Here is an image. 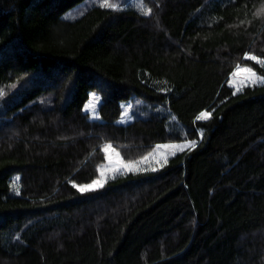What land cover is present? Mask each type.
Instances as JSON below:
<instances>
[{
	"label": "trees",
	"instance_id": "trees-1",
	"mask_svg": "<svg viewBox=\"0 0 264 264\" xmlns=\"http://www.w3.org/2000/svg\"><path fill=\"white\" fill-rule=\"evenodd\" d=\"M83 1L0 0V264H264V83L230 85L264 76V0L64 16ZM178 142L195 146L74 187L106 144L135 161Z\"/></svg>",
	"mask_w": 264,
	"mask_h": 264
},
{
	"label": "rangeland",
	"instance_id": "rangeland-1",
	"mask_svg": "<svg viewBox=\"0 0 264 264\" xmlns=\"http://www.w3.org/2000/svg\"><path fill=\"white\" fill-rule=\"evenodd\" d=\"M132 2H139V0H108V3L114 6H119V5H124L127 3H132ZM104 3V0H84L82 3L78 4L75 6L73 9L70 11H67L64 16L66 18H77L80 17L93 6H98ZM249 68L247 66H240L239 69L241 70L240 72L236 71L234 73H237L236 75H233L231 80H230V85L236 90L237 89L242 90L245 86L249 85H258V84H263L264 80H261L259 78H264V76L258 74L256 71L252 69V71L256 74L255 77H252L251 79H255L257 82L252 83L251 80L248 78L249 74L242 71L243 69ZM93 96H95L97 99L93 100ZM89 103H95V111L91 110L88 108ZM101 103L100 96L97 92H91L89 100L84 106V111L89 113L90 118L92 120H100V114H99V106ZM133 120V117L130 113L129 109V103H123V111L120 119L118 120L119 124H128ZM107 145L111 144H106L104 146V151L105 147ZM191 142H178V143H168V144H161L155 147L154 150H152L150 153H148L146 156L139 158L135 161H125L120 153L113 145L111 149H108L106 153L107 160L104 164L101 165L100 169H103L105 172V176L107 177V181L121 173H129V172H134L138 171L142 168L148 167V166H157L160 164H163L167 162L170 158L174 157L178 153H181L183 151H186L190 149L192 146ZM168 146V147H165ZM172 146H180V147H172ZM118 154V155H117ZM147 157V159H145ZM138 162V163H137ZM133 163L136 166L131 170L128 171L123 167L124 164H129ZM111 169H117L116 171H111ZM101 176V175H100ZM100 178V177H99ZM106 181V183H107ZM92 183V182H91ZM89 183V184H91ZM105 183V184H106ZM88 185V184H85ZM105 186V185H104Z\"/></svg>",
	"mask_w": 264,
	"mask_h": 264
},
{
	"label": "snow or ice",
	"instance_id": "snow-or-ice-1",
	"mask_svg": "<svg viewBox=\"0 0 264 264\" xmlns=\"http://www.w3.org/2000/svg\"><path fill=\"white\" fill-rule=\"evenodd\" d=\"M102 7H114V5H111L108 3V0H104V3L101 4ZM150 13V9L147 10L145 12V14H148ZM246 58L248 59H252V60H257V58L255 56H247L246 55ZM258 63H261V64H264V61H259L257 60ZM238 72H240L241 70L239 69V66H238V69H237ZM242 71L246 72L249 74V79L251 80L252 83H256L257 81L255 79H251L252 77H255V73L252 71L251 68H246V69H243ZM237 73H234L233 75H236ZM261 80H264V78H259ZM239 91V89H237ZM2 94V93H0ZM97 99L95 96H93V100ZM95 103H89L88 105V108L95 111ZM211 118V113L210 112H203L200 114V116L198 117V119H210ZM191 146H195V142H192V145ZM165 147H168V146H165ZM172 147H180V146H172ZM112 146L111 145H107L105 147V151L107 152L108 149H111ZM118 155V154H117ZM107 158V157H106ZM145 159H147V157H145ZM138 163V162H137ZM136 165L133 164V163H129V164H124L123 167L125 169H127L128 171H131ZM117 169H111V171H116ZM155 171V169H153ZM98 171H100V178L96 179V180H93L91 184H88V185H74V187H77L79 191L81 192H88V191H96V190H99L100 188H103L106 181H107V177L105 176V172L103 169H98ZM17 180L19 179L18 177L16 178Z\"/></svg>",
	"mask_w": 264,
	"mask_h": 264
}]
</instances>
